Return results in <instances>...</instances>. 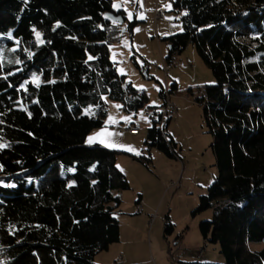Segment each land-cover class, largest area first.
<instances>
[{"label": "trees", "instance_id": "trees-1", "mask_svg": "<svg viewBox=\"0 0 264 264\" xmlns=\"http://www.w3.org/2000/svg\"><path fill=\"white\" fill-rule=\"evenodd\" d=\"M174 4L185 29L167 59L195 44L217 77L199 101L219 172L194 213L213 208L201 228L226 256L187 264H264V0ZM108 14L128 21L115 0H0V264H97L122 239L117 190L131 181L118 150L87 140L106 95L132 112L150 96L119 72L124 25ZM151 117L147 144L176 156L171 116Z\"/></svg>", "mask_w": 264, "mask_h": 264}, {"label": "rangeland", "instance_id": "rangeland-1", "mask_svg": "<svg viewBox=\"0 0 264 264\" xmlns=\"http://www.w3.org/2000/svg\"><path fill=\"white\" fill-rule=\"evenodd\" d=\"M122 3L128 21L122 39L111 45L112 58L121 74L150 100L140 111H129L124 102L105 96L109 115L106 125L94 129L88 143L116 149L118 165L128 175L132 187L117 190L123 204L116 213L122 239L98 254L97 264H187L190 261L226 262L219 243L207 240L201 222L212 219L213 208L194 213L218 175L215 137L199 101L205 87L217 77L195 44L174 54L176 65L165 69L170 54L168 36L184 31L185 10H176L174 0H115ZM160 15V17H159ZM138 19L135 29L130 21ZM140 63V64H139ZM177 85V86H175ZM168 95L177 109L166 115L169 135L178 143L176 156H169L147 144L153 118L149 106H163ZM94 106L87 107L92 113ZM136 123L138 134L125 130ZM145 197V210L138 202ZM152 214L156 215L155 218ZM174 228L168 230L167 224ZM253 246H262L254 244Z\"/></svg>", "mask_w": 264, "mask_h": 264}, {"label": "built area", "instance_id": "built-area-1", "mask_svg": "<svg viewBox=\"0 0 264 264\" xmlns=\"http://www.w3.org/2000/svg\"><path fill=\"white\" fill-rule=\"evenodd\" d=\"M160 17V15H159ZM170 61V60H169ZM176 65V61L171 60L170 62H166L165 69L168 71V74L172 71V68ZM173 94L172 92H167V99L166 102L163 104V106H150L148 107V111L151 113V115H157L159 113H162L163 115H169L171 112H173L175 109H177V105L173 103L170 99H168V95ZM125 130L129 131L133 134H138L140 132V127L136 123H130L127 126L124 127ZM138 208L140 211H143L145 209V204L142 200V202H139ZM152 217L155 218L156 215L152 214Z\"/></svg>", "mask_w": 264, "mask_h": 264}, {"label": "water", "instance_id": "water-1", "mask_svg": "<svg viewBox=\"0 0 264 264\" xmlns=\"http://www.w3.org/2000/svg\"><path fill=\"white\" fill-rule=\"evenodd\" d=\"M116 9L118 11L123 10L124 6L122 5V3H116ZM108 15L112 16L114 20L120 22L121 24H124L126 22V19L122 15H118V16L117 15L114 16L111 14H108ZM126 29H127L126 27L123 28V30H126Z\"/></svg>", "mask_w": 264, "mask_h": 264}, {"label": "crops", "instance_id": "crops-1", "mask_svg": "<svg viewBox=\"0 0 264 264\" xmlns=\"http://www.w3.org/2000/svg\"><path fill=\"white\" fill-rule=\"evenodd\" d=\"M142 198H143V199H142V200H143V202H145V201H144V200H145L144 194H142Z\"/></svg>", "mask_w": 264, "mask_h": 264}, {"label": "snow or ice", "instance_id": "snow-or-ice-1", "mask_svg": "<svg viewBox=\"0 0 264 264\" xmlns=\"http://www.w3.org/2000/svg\"><path fill=\"white\" fill-rule=\"evenodd\" d=\"M37 35H39V34H37Z\"/></svg>", "mask_w": 264, "mask_h": 264}]
</instances>
